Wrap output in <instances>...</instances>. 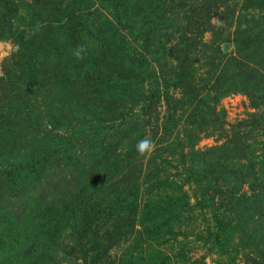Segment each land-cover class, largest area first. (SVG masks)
<instances>
[{
  "label": "rangeland",
  "instance_id": "1",
  "mask_svg": "<svg viewBox=\"0 0 264 264\" xmlns=\"http://www.w3.org/2000/svg\"><path fill=\"white\" fill-rule=\"evenodd\" d=\"M0 264H264V0H0Z\"/></svg>",
  "mask_w": 264,
  "mask_h": 264
},
{
  "label": "clouds",
  "instance_id": "2",
  "mask_svg": "<svg viewBox=\"0 0 264 264\" xmlns=\"http://www.w3.org/2000/svg\"><path fill=\"white\" fill-rule=\"evenodd\" d=\"M85 52H86V48L81 45L74 50L73 55L77 59H83ZM154 149H155L154 142L147 136L139 140L136 145V150L140 155L151 154V152L154 151Z\"/></svg>",
  "mask_w": 264,
  "mask_h": 264
},
{
  "label": "trees",
  "instance_id": "3",
  "mask_svg": "<svg viewBox=\"0 0 264 264\" xmlns=\"http://www.w3.org/2000/svg\"><path fill=\"white\" fill-rule=\"evenodd\" d=\"M188 30L189 29H191L190 28V26L188 25ZM187 41V40H186ZM188 42V41H187ZM188 44V43H187ZM189 49H188V47L187 46H184V49H181V51L180 52H175V54H176V56H178V58L180 59V58H182L183 60L185 59V58H188L189 57V51H188ZM177 70H180V68H178ZM177 72V71H176ZM176 74V73H175ZM178 77H179V74H178ZM159 99H161L160 97H159Z\"/></svg>",
  "mask_w": 264,
  "mask_h": 264
}]
</instances>
